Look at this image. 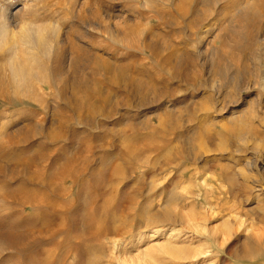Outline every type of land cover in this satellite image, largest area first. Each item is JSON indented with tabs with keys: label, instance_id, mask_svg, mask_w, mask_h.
<instances>
[{
	"label": "rangeland",
	"instance_id": "1",
	"mask_svg": "<svg viewBox=\"0 0 264 264\" xmlns=\"http://www.w3.org/2000/svg\"><path fill=\"white\" fill-rule=\"evenodd\" d=\"M142 1L0 0L10 30L45 24L59 49L83 48L76 66L58 74L50 59L26 80L12 73L10 46L0 48V264H37L8 222L29 214L22 203L49 164L66 172L67 197L94 208L90 220L103 215L96 227H117L90 241L88 264H133L130 253L151 264H264V13L231 27L235 7L219 11L244 0H219L212 12L191 0ZM149 41L184 58L162 68ZM107 64L171 94L148 81L139 93L125 88ZM243 113L247 121H229ZM168 201L172 221L145 227L140 210Z\"/></svg>",
	"mask_w": 264,
	"mask_h": 264
},
{
	"label": "bare ground",
	"instance_id": "2",
	"mask_svg": "<svg viewBox=\"0 0 264 264\" xmlns=\"http://www.w3.org/2000/svg\"><path fill=\"white\" fill-rule=\"evenodd\" d=\"M176 1L179 2L180 0H176ZM194 1L195 3L199 2V4L203 6L204 10L208 12H212L213 7L215 6L216 2H218L219 0H193V1L191 0V2ZM144 4L147 5L146 0L144 1ZM177 5H179V3ZM233 5H234L233 7L231 6H229L230 8L224 7L223 9H221V11H219L221 14L223 13L227 14L230 11L232 12V10L235 7V10L237 11V12L235 11L236 15L234 16V18L229 19L230 24L232 25L231 27H233L234 23L237 22H243V21L250 22L251 20H253V17L256 16L257 13L256 11H259V9L262 11V13H264V0H251V1L244 0L242 3L239 2V4L234 2ZM8 17L7 18L6 16L2 17L0 15V20H1L0 22H2V26L0 27V48L5 49L7 46H10L9 48L11 49V51L8 54V58L10 60V68L15 78L26 80L28 76L32 75L36 70L38 71L42 70L41 69L42 66L47 64L48 60L50 59L53 60V63L55 64L54 69L57 71L58 74L63 70L70 69L71 67L76 66L78 59L75 56L74 51L77 49L83 50V48L77 45L74 41L70 43L68 42V45L70 44L69 48L65 46L63 47V50L59 49L58 48L59 43L55 44L54 43L55 41L51 39L49 28L47 25L45 24L31 25V24L23 23L20 26L19 31H15V30L13 31L10 30L9 26L7 25L6 20L8 19ZM198 19L199 21H201L200 17H198ZM207 31L208 30H206L205 33ZM128 32L132 33L133 30H129ZM156 34H157L156 32H152V31L148 33L149 36H154ZM203 38L204 35L200 34L197 38V41H200V43H202L206 39ZM146 45H147L146 48L151 52L150 55L159 62L162 68H166L167 66L168 68L169 67L172 68L170 65L173 64V61L179 62L181 61V59L184 58V56L180 55V53L175 50L169 51L168 54L162 53L160 50L155 48L156 44L153 42L149 41ZM237 47L240 48L241 47L240 44L239 46L237 45ZM17 50H19V53L15 54ZM69 53L70 55L72 54L71 57H68ZM13 54L15 55L13 56ZM66 57L70 58L68 66L66 65L62 66V61H64ZM45 66L48 67V64ZM45 66H43V69L46 68ZM105 68L108 70V72L111 71L114 72V74L116 75L115 81L123 80V82L121 83L122 86L125 88H128L129 86H133L135 92L138 93L141 92V89L144 88L143 85L146 84L145 83L146 81H148L147 85H149V87L155 90L157 89L160 92V94H162V96L163 95L169 96L171 94L169 89H165V88L159 89L158 85H156L154 82L149 83V80L144 79V77L132 76L123 68H117L116 72L114 71L115 69L113 70L110 64L105 65ZM173 73L175 77L179 76L183 78V75L181 74L182 72L176 74L175 72ZM259 80H261L260 86L262 87V91L264 92V66L260 70ZM69 86L74 92L81 88V85L79 86L76 83H73L72 85ZM91 106L97 108L96 106L93 105ZM247 119L248 116L246 113L240 115L231 114L229 121L243 123L247 121ZM208 137L209 136L207 135V138ZM206 147L209 148L208 145H206ZM53 163H55V161ZM49 165L50 166H48V168L46 167L48 170L45 171V174H43V176L41 175L37 179L34 178L35 179L34 182L37 185L38 189L35 192L32 191L29 192L22 203L23 206L29 212V214H27V212L26 213L20 212L16 216H12L9 218L10 219V222H8L9 226L7 225L9 230L8 235L12 236L16 234V232H18L19 235L18 237H21L22 239V244L25 252H31L32 254H34L36 256L35 258L37 264H88L86 262L91 255V250L89 248L91 244L90 241L94 239H100L104 236L109 235L110 233H115L117 227L114 226L115 225L114 222L111 223V226H106L104 224L103 226H101L102 228L96 227L95 225L97 222L99 223L100 221L101 225L103 222H105L103 220V215L100 216L99 221H97L96 223L93 220H90L89 217L92 216V214L95 212L94 208L93 209L92 208L88 209L89 207L79 208L78 203L76 201V197H67L66 194L64 193L65 191L63 192V190L60 188V183L61 182L63 183L64 182L63 180L67 179V176L65 174L66 172L60 173L58 171L59 167L57 165H55L56 167L53 166L52 164ZM227 176H229L228 179L234 180L233 175L229 174V172L227 173ZM73 182L76 183V181ZM97 185L99 186L98 183ZM100 193H104V192L102 191ZM104 197L105 198L107 197V199L101 198V200L102 199L108 200V196L104 195ZM95 204L97 205V203ZM103 204H101L100 206L98 204L96 207V211L102 209V207L105 206V203ZM171 209H172L171 203L168 201L166 202L163 208L157 211L152 209H143L140 210L139 214L140 217L145 221L144 223L145 227H152L158 224H161L162 226H166L167 223L172 221L173 218ZM22 214L23 215L27 214L28 215L27 219H29V221L23 225L21 224V222L18 223L16 222L18 220L17 218L19 217L22 218ZM88 220H90V222L93 221V223L95 224H93L92 222L89 223ZM137 226L140 227V225ZM173 231L174 229H172V232ZM172 232L170 233V237H174L176 236L174 234L180 233L177 232L173 234ZM151 233L148 232V234H151V236L149 237L153 238V236H155V234L159 232L158 230H155ZM137 238L138 237H135L134 241L135 239L137 240ZM131 246H134V242L131 244ZM82 259L83 261H81ZM129 259L131 260V263L133 262V264H151L152 262L147 260L146 258L145 261L137 259L136 256L131 253L129 255ZM153 264H159L158 259L155 258Z\"/></svg>",
	"mask_w": 264,
	"mask_h": 264
},
{
	"label": "snow or ice",
	"instance_id": "3",
	"mask_svg": "<svg viewBox=\"0 0 264 264\" xmlns=\"http://www.w3.org/2000/svg\"><path fill=\"white\" fill-rule=\"evenodd\" d=\"M3 6L2 5H0V8H2Z\"/></svg>",
	"mask_w": 264,
	"mask_h": 264
}]
</instances>
